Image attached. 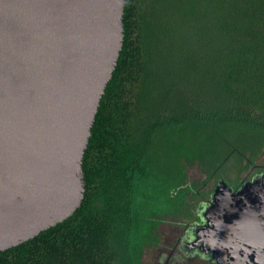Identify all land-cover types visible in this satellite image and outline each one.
I'll list each match as a JSON object with an SVG mask.
<instances>
[{
	"label": "trees",
	"instance_id": "obj_1",
	"mask_svg": "<svg viewBox=\"0 0 264 264\" xmlns=\"http://www.w3.org/2000/svg\"><path fill=\"white\" fill-rule=\"evenodd\" d=\"M122 24L80 207L0 264H145L165 218L264 171V0H124Z\"/></svg>",
	"mask_w": 264,
	"mask_h": 264
},
{
	"label": "water",
	"instance_id": "obj_2",
	"mask_svg": "<svg viewBox=\"0 0 264 264\" xmlns=\"http://www.w3.org/2000/svg\"><path fill=\"white\" fill-rule=\"evenodd\" d=\"M123 10L124 0H0V253L80 207ZM198 214L173 261L264 264V171L237 190L218 181Z\"/></svg>",
	"mask_w": 264,
	"mask_h": 264
},
{
	"label": "rangeland",
	"instance_id": "obj_3",
	"mask_svg": "<svg viewBox=\"0 0 264 264\" xmlns=\"http://www.w3.org/2000/svg\"><path fill=\"white\" fill-rule=\"evenodd\" d=\"M191 179L190 181H194L199 179L201 176L197 175V172L193 170L190 171ZM246 176L244 179L250 180L252 176L257 174L256 171L248 172L246 171ZM200 174V173H199ZM259 174V173H258ZM201 175V174H200ZM203 189H200L199 192H203ZM200 202L199 200L197 201ZM197 206V205H196ZM169 215V214H168ZM168 217V216H167ZM184 224L182 218L179 217H171L165 218L164 222L159 226L158 229V237H159V245L153 247H145L143 253V262L145 264H211L207 261H201L198 258H190V257H182L178 258V261H173V259L177 258L180 255L177 251L178 248H175L176 240L178 239V233L183 230V227L178 226L180 224ZM189 223V222H186ZM185 229V228H184ZM164 245V246H162ZM164 247V248H163ZM174 251V253L172 252ZM166 256V260L161 257ZM172 257V258H171ZM180 259V260H179Z\"/></svg>",
	"mask_w": 264,
	"mask_h": 264
},
{
	"label": "flooded vegetation",
	"instance_id": "obj_4",
	"mask_svg": "<svg viewBox=\"0 0 264 264\" xmlns=\"http://www.w3.org/2000/svg\"><path fill=\"white\" fill-rule=\"evenodd\" d=\"M216 187V185L213 187V190H214V188ZM212 190V191H213ZM209 200H210V196L207 198V197H201L200 199H199V201L200 202H198V205H197V207H196V212H197V214H198V208H199V206H201V205H207L208 204V202H209ZM198 201V200H197ZM196 221H197V217H195V220H193L192 222H189V223H186V222H184V224L183 225H181L180 223H177V224H180V225H178V226H182L183 227V230L182 231H180V233H178V239L176 240V244H175V248H174V250L176 249V248H178V250H179V248H182L183 246V244H184V240L188 237V230H189V228H190V226H192L193 224H198V223H200V218H199V221H198V223H196ZM185 228V229H184ZM162 246H164V245H162ZM181 246V247H180ZM164 248V247H163Z\"/></svg>",
	"mask_w": 264,
	"mask_h": 264
}]
</instances>
